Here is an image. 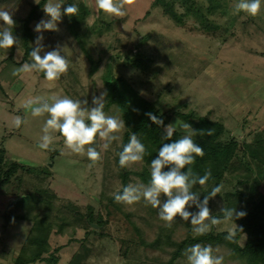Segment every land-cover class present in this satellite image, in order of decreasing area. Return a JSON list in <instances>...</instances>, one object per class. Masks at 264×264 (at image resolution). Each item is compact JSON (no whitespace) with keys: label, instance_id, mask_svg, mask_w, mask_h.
Wrapping results in <instances>:
<instances>
[{"label":"rangeland","instance_id":"1","mask_svg":"<svg viewBox=\"0 0 264 264\" xmlns=\"http://www.w3.org/2000/svg\"><path fill=\"white\" fill-rule=\"evenodd\" d=\"M37 1L0 0V6L12 14L15 22ZM155 1L133 0L125 5L124 17H113L97 13L94 0H53L62 3V13L74 3L86 7L88 12L73 26V31L68 30L67 19L62 15L57 31L38 33L35 26L42 19H49L43 5L40 17L29 23L35 35L29 45L33 50L37 37L42 36L41 56L59 50L69 60L67 73L57 81H46L36 72L12 75L15 68L31 62L30 55L22 60L23 49L17 37L18 43L10 50L0 49V145L4 156L48 172L39 180L17 171L7 184L0 185V264L13 263L31 226L30 221L5 216L19 197L33 187L53 193L50 220L55 224L63 222L62 233L55 226L48 233V253L42 254L46 257L51 252L57 259L55 264H167L172 249L163 239L154 242L161 229L166 228L158 218V209L146 207L143 201L128 206L114 200L113 194L121 189L117 163L121 140L113 142L107 151L101 148L99 137L93 145L85 146L101 153L93 167L88 166L91 161L86 153H71L58 139L53 141L54 150H41L38 143L48 116L33 117L24 108L29 98L40 97L52 103L54 97L67 96L87 100V106L92 107V98L105 93L102 77L109 68L112 79H126L151 104L164 122L163 130L177 119L183 121L174 111L190 112L191 119L204 116L221 123L223 130L218 140L235 141L237 152L244 144L254 145L257 140L264 146V0L256 16L234 13L238 0ZM134 60L136 64L130 62ZM91 64L95 65L93 72L89 71ZM104 111L121 118L113 105ZM16 116L24 121L18 128L13 123ZM122 133L118 135L122 137ZM52 135L58 137L59 133ZM246 160L255 170L256 164L248 157ZM142 170L150 176V162L126 167L127 185H147L135 174ZM235 173L237 179L242 177L243 167L223 173L224 180L218 181L224 186L220 194L241 190L244 199L237 203V211L246 212L252 202L262 206V211L247 215L243 231L236 236L237 247L243 248L251 237L264 238V172L257 185L254 173L245 184H236ZM212 187L211 184L203 190ZM222 206L220 195L208 204L213 215H219ZM188 210L198 211L194 205ZM239 220L234 223L238 225ZM231 227L230 223L215 226L211 234L227 233ZM168 235L170 242L195 237L190 219L176 217ZM204 245H211L214 255H222L223 264L240 263L229 258L226 245ZM191 246L186 243L181 256L171 264H187L186 252Z\"/></svg>","mask_w":264,"mask_h":264},{"label":"clouds","instance_id":"2","mask_svg":"<svg viewBox=\"0 0 264 264\" xmlns=\"http://www.w3.org/2000/svg\"><path fill=\"white\" fill-rule=\"evenodd\" d=\"M133 0H94L97 13H104L113 17H124L126 15L125 5L132 4ZM62 3H54L47 0L43 11L49 19L41 20L35 31H57V22L62 15L76 16L80 9L74 3L63 9ZM262 0H238L234 5V13L244 12L249 16H256L261 11ZM14 20L12 14L4 7L0 6V49L7 50L18 43L13 35ZM42 36L37 37V46L30 52L31 62H25L20 67L15 68L13 76L21 73H43L44 79L49 82L57 81L67 73L69 60L60 54L59 50L44 53L41 56L43 45L40 41ZM105 95L101 93L99 97L92 98V107H88L87 100H74L67 96L62 98L54 97L53 102L43 101L40 97L29 98L24 102V108L30 111L33 117L47 114L43 135L38 143V148L45 151L54 150V139L61 140L66 149L74 154H85L93 167L101 159V153L95 147H85L93 145L96 138L103 142L101 148L107 151L115 141L122 138L118 133L125 129V122L122 118L107 115L104 111ZM153 124L162 126L163 120L152 113H146ZM86 121L88 123H86ZM20 116L14 117L15 127H20L23 123ZM179 130L182 135L172 143H165L159 148L158 153L150 163V181L147 185L143 183L128 184L121 191L113 194L117 203L128 206L135 205L143 201L144 205L158 209V218L163 221L166 227H170L176 217L183 221L190 219L194 236H203L213 230L215 226L221 224H231L225 239L228 242H235L238 232H242V226H237L234 220L243 218L245 211H237L234 207L223 205L219 215H213L208 207L209 201L219 195L223 190V184L212 187L208 194L200 200V193L193 191L194 186H206L212 179V171L206 169L203 175L197 174L191 167L195 163L196 157H202L204 150L194 140L197 132L192 126L182 120L177 119L175 124L165 126L163 139L169 140L173 134ZM52 133H59L54 137ZM208 134H212L209 129ZM146 147L136 134L130 135L127 144L122 145V150L118 153L119 168L131 167L136 163H142L146 155ZM164 169H167L166 171ZM186 169V171H184ZM166 199L162 202L161 197ZM195 206L198 211L191 212L188 209ZM218 251V250H217ZM187 264H223L222 255H214L211 245H201L199 243L191 246L187 252Z\"/></svg>","mask_w":264,"mask_h":264},{"label":"trees","instance_id":"3","mask_svg":"<svg viewBox=\"0 0 264 264\" xmlns=\"http://www.w3.org/2000/svg\"><path fill=\"white\" fill-rule=\"evenodd\" d=\"M45 2L46 0H38L36 4L29 8V11L22 19H18L14 23V25H17V28H13L12 31L13 35L19 39V45L23 49L22 60H25L32 51L29 43L35 36L29 29V23L40 17V10ZM155 2L157 3L158 0ZM78 7L80 11L76 16L64 15L67 19V27L69 31H73V26L80 23L83 16L88 12L86 7L82 5H79ZM73 35L76 36L74 32ZM130 62L132 64L137 63L135 60ZM94 69L95 65L91 64L89 71L93 72ZM41 75H43L42 72ZM102 78L106 93L104 109L109 105H113L125 122V129L122 133L121 143L117 149V163L119 160L118 153L122 150V145L128 143L132 133L136 134L141 143L145 145L147 151L143 161H148L150 163L155 159L159 148L162 147L163 144L172 143L181 137L179 132H175L171 139H163L165 135L163 125L158 126L153 124L146 115V113H152L159 117L157 111L149 102L142 99L136 93L126 79L122 77L112 79L109 68H106ZM174 112L177 116L181 117L183 121L189 123L194 130L197 132L200 131L197 136L194 137V140L203 148L204 154L202 157H196L195 163L191 167L194 172L200 175H203L204 171L208 168L212 171V179L209 180L206 186L202 187L196 185L193 188V191H198L200 193L201 201L203 200V196L210 191H205L203 188L205 189L211 184L216 186L219 180H224V172H235L240 166L243 167L244 174L238 179L237 173L233 175L234 179H236V184H245L249 179V176L254 173V184L257 185L258 179L262 178L264 172V146L261 140H257L254 145L244 144L242 149L239 150L240 152H237L235 141L223 143L218 140L223 130L221 123L212 121L204 116L191 119L190 112L186 114H182L179 111ZM209 129L212 130L211 135L208 134ZM245 156L248 157L251 162L256 164L255 170L250 167ZM120 170L121 189L119 191H121L124 186H127V176L129 175V173L125 171V168H120ZM17 171H23L39 180L48 174L46 169L25 166L16 161L5 158L4 149L0 145V185L3 186L7 184ZM184 171H186V169ZM135 174L143 182L149 183L150 176L145 170L139 171ZM219 195L223 205L234 208H236L238 202L244 199L241 190H233L230 193ZM53 197L54 195L52 192H48L44 188L33 187L26 195L19 197L18 201L14 204L12 211L5 216V218L26 220L31 223L24 242L12 264H33L35 262L55 264L57 262L56 257L51 252L46 257L42 256L43 253H48L49 247L46 238L52 227L55 226L56 231L62 233L61 229L63 222L60 221V223L55 224L50 220L49 211L53 206L50 199ZM231 197H234V199H229ZM161 198L163 201L166 199L163 196ZM43 200H45V202ZM230 201H233L231 206L229 205ZM258 211H262L261 204L252 202L250 208L246 211V215L239 220L237 226H242L243 229L247 215ZM86 219L88 223H91L92 220L90 216H87ZM98 223L99 222L97 221L96 224ZM161 230L162 232L157 235L154 242L157 244V242H161L163 239V243L171 246L172 249L167 264H171L175 259L181 256L186 243L191 245L197 243L201 245L223 244L230 249L229 258L238 260L240 262L239 264H264V238L251 237L243 248H238L235 242H228L225 239L227 235L226 232H220L215 235L209 232L203 236H195L191 239L185 238L180 242H170L168 235L170 227Z\"/></svg>","mask_w":264,"mask_h":264}]
</instances>
